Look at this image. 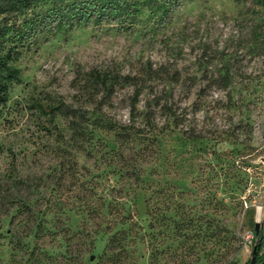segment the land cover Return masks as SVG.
<instances>
[{
	"label": "rangeland",
	"instance_id": "1",
	"mask_svg": "<svg viewBox=\"0 0 264 264\" xmlns=\"http://www.w3.org/2000/svg\"><path fill=\"white\" fill-rule=\"evenodd\" d=\"M175 4L20 54L0 107V264H245L264 230L263 8ZM93 71L121 79L104 91Z\"/></svg>",
	"mask_w": 264,
	"mask_h": 264
},
{
	"label": "trees",
	"instance_id": "2",
	"mask_svg": "<svg viewBox=\"0 0 264 264\" xmlns=\"http://www.w3.org/2000/svg\"><path fill=\"white\" fill-rule=\"evenodd\" d=\"M178 0H0V107L4 106L9 96V88L19 81V68L16 65L20 54L29 49L36 42L39 35L54 34L60 28L72 29L77 25L96 19H113L119 22H133L135 12L139 5L147 6L156 19L163 20L176 6ZM263 8L259 17L264 23V0H255ZM227 72L224 71V76ZM111 78V77H110ZM105 79L102 74L90 72L87 81L93 87H100L104 91L113 89V85L120 79ZM138 89L131 97L130 116L134 117ZM75 115H72L74 117ZM110 207V202L107 204ZM113 208L108 209V214L113 213ZM114 212H117L115 209ZM97 213L89 212V217L94 218ZM127 215L120 213L116 217L120 223L127 221ZM37 233V232H36ZM118 231L111 233L106 245V253H111L114 259V245ZM250 255L245 260H251L252 249L256 247L255 264L264 263V230H253V239L250 244ZM108 256V257H109ZM234 264V263H232Z\"/></svg>",
	"mask_w": 264,
	"mask_h": 264
},
{
	"label": "water",
	"instance_id": "3",
	"mask_svg": "<svg viewBox=\"0 0 264 264\" xmlns=\"http://www.w3.org/2000/svg\"><path fill=\"white\" fill-rule=\"evenodd\" d=\"M261 160L264 163V156L261 157ZM259 225H260L259 222H255V224H254V231H256V232L259 231ZM256 251H257L256 247H253V249H252V255H251V258H250L251 261L248 264H255V262H256V260H255Z\"/></svg>",
	"mask_w": 264,
	"mask_h": 264
},
{
	"label": "built area",
	"instance_id": "4",
	"mask_svg": "<svg viewBox=\"0 0 264 264\" xmlns=\"http://www.w3.org/2000/svg\"><path fill=\"white\" fill-rule=\"evenodd\" d=\"M253 239V232H250L246 235V242L251 244Z\"/></svg>",
	"mask_w": 264,
	"mask_h": 264
}]
</instances>
